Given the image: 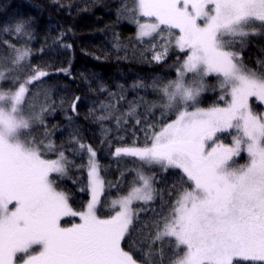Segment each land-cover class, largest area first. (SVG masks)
<instances>
[{
  "label": "snow or ice",
  "instance_id": "obj_1",
  "mask_svg": "<svg viewBox=\"0 0 264 264\" xmlns=\"http://www.w3.org/2000/svg\"><path fill=\"white\" fill-rule=\"evenodd\" d=\"M132 12L137 39L148 38L153 60L163 61L170 49L184 55L176 79L160 89L166 97L162 116L174 119L149 125L142 145L124 144L113 154L164 172L179 170L181 188L174 202L167 213L153 217L151 245L126 250L134 219L140 212H155L158 199L163 202L165 192L155 174L136 169L130 190L111 201L112 214L101 217L97 209L106 182L97 153L73 132L70 142L79 146L73 151L88 158L81 191L91 194L86 207L75 210L52 175L66 173L64 151L50 159L45 153L55 150L51 141L21 138L30 127L21 107L28 86L49 73L37 68L23 80L12 76L16 90H0V264H156L152 246L157 242L175 250L170 264H264V111H255L251 103L255 98L264 105V70L247 67L242 56L248 37L264 35V0H136ZM26 24L17 22L14 33L29 35ZM4 43L13 48V65L30 57L29 48ZM258 63L264 69V61ZM6 71L11 70L0 68V80ZM189 73L191 83L186 82ZM213 75L218 102L201 107L205 78ZM44 95L47 101L48 91ZM79 99L70 104L74 113ZM41 111H48L47 104ZM134 112L133 107L128 115ZM116 121L127 123L120 117ZM223 134L231 136L230 144ZM241 153L247 156L244 164L235 159ZM65 217L79 219L62 224Z\"/></svg>",
  "mask_w": 264,
  "mask_h": 264
},
{
  "label": "trees",
  "instance_id": "obj_2",
  "mask_svg": "<svg viewBox=\"0 0 264 264\" xmlns=\"http://www.w3.org/2000/svg\"><path fill=\"white\" fill-rule=\"evenodd\" d=\"M133 8L132 0H0V68L11 70L0 80V89L9 91L18 86L12 83V76L23 80L37 68L49 73L28 86L24 103L40 119L36 129L44 132V141H51L67 157L66 173L53 177L58 190L68 195L75 210L86 207L90 195L87 190L81 191L87 184V153L73 151L79 148L70 142L73 132H78L83 143L97 153L100 174L106 182L97 209L101 217L112 214L111 201L130 190L136 169L155 174L157 187L165 192L163 202L159 199L155 202V212L139 213V219H134L132 238L123 245L126 250L138 252L141 247L151 245L149 237L155 231L153 217L167 213L181 188V174L179 170L146 168L137 158L116 157L113 153L116 147L134 141L142 145L149 125L158 127L162 119H174V115L162 116L165 110L161 105L166 103V97L160 89L176 78L184 54L172 50L163 61L153 60L149 40L142 43L136 39ZM20 21L27 22L29 35L14 33ZM4 28L9 31L4 32ZM5 41L29 48L30 57L20 65H13L15 53ZM236 48H240L239 43ZM242 56L247 67L264 70L258 63L264 61V35L248 37ZM207 79L213 82L216 77ZM45 91L49 95L47 101ZM211 91L202 96L199 106L209 107L218 102V92ZM75 97L80 99L74 113L70 104ZM45 104L48 111H41ZM133 107L135 112L129 116ZM101 115L112 118L97 119ZM116 117L127 123L118 125ZM109 182L113 185L110 189ZM168 192L172 195H167ZM152 247L156 249L152 257L156 264H170L175 250L167 242H157ZM144 258L147 259V254Z\"/></svg>",
  "mask_w": 264,
  "mask_h": 264
},
{
  "label": "rangeland",
  "instance_id": "obj_3",
  "mask_svg": "<svg viewBox=\"0 0 264 264\" xmlns=\"http://www.w3.org/2000/svg\"><path fill=\"white\" fill-rule=\"evenodd\" d=\"M135 2H136V0H132L133 6H135ZM135 30H136V39H137V26H136V24H135ZM145 40H148V38H145ZM156 43L158 44L159 41L157 40ZM172 50L174 52L179 53L175 49H170L169 51H172ZM179 54H183V53H179ZM182 59H183V57H182ZM176 77H177V70H176ZM186 82H188V83H191L192 82V74L191 73L187 74V76H186ZM204 83H205V90L201 93V95L199 97V101H200V99L202 98L203 95H205L208 92H212L211 91L212 89H214L215 91H217L218 92L217 93V97L219 96L220 90H219V87H218V80H217V78L213 82H209L208 79L205 78V82ZM193 86H195V85H193ZM16 88L14 90H16ZM251 103L253 104V107H254V110L255 111H258V112L259 111H264V105H261L258 102H256L255 101V98L252 99ZM21 107H22V110L24 112L25 117L26 118H30V127L28 129L22 130L21 138L23 140L35 141L37 143L43 141L44 144H47V142L44 141V136H43L44 132L43 131H37V129H36L37 125L40 122V119L36 116L35 111L32 110L31 106L25 105L24 103L22 104ZM223 142L224 143H227V144H230L231 143V136L228 135V134H223ZM54 149H55L54 151H47L45 153V155L47 156V158H50V159L57 158V155H58L59 151L55 147H54ZM50 155H54V156H50ZM235 159H236V161H237L238 164H244V163L247 162V156H246L245 153H241V155L239 157H236ZM87 163H88V159H87ZM143 166L146 167V168H151L148 165H144L143 164ZM152 167H156L157 169H160L159 166H152ZM52 175L59 176L58 174H55V173L52 174ZM89 195H90V198H89V200H90L91 199L90 192H89ZM134 205H136V204L134 203L133 206ZM10 207H11V205H10ZM78 219H79L78 217H65L64 218V220H68V221H72V222H78Z\"/></svg>",
  "mask_w": 264,
  "mask_h": 264
}]
</instances>
